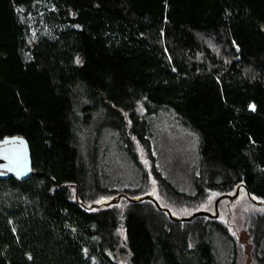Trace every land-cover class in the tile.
<instances>
[{
    "label": "trees",
    "instance_id": "1",
    "mask_svg": "<svg viewBox=\"0 0 264 264\" xmlns=\"http://www.w3.org/2000/svg\"><path fill=\"white\" fill-rule=\"evenodd\" d=\"M160 110L198 137L190 191L157 163ZM15 138L34 173L0 179V264H264V0H0ZM149 194L229 195L227 218Z\"/></svg>",
    "mask_w": 264,
    "mask_h": 264
},
{
    "label": "rangeland",
    "instance_id": "2",
    "mask_svg": "<svg viewBox=\"0 0 264 264\" xmlns=\"http://www.w3.org/2000/svg\"><path fill=\"white\" fill-rule=\"evenodd\" d=\"M156 125L157 128H159V132L157 149L154 148V151L157 153L156 158H158L157 163L159 167L168 174L179 187L187 191L192 190L193 167L197 161L198 137L195 136L192 131L181 125L175 114L168 110H160L157 115ZM125 168H127V166H125ZM239 193L240 190L238 189L236 195L238 196ZM219 196H221V194H215L213 200L210 198L209 202L198 208L188 206L174 208L172 205L170 207L163 199L158 200L153 195L148 197L145 195L143 198H155L160 206L159 208L167 211L170 218L181 219L190 217L198 211H208L215 214V200ZM247 198L248 196L243 194L240 199H236V201L231 204L234 209L232 220L239 221L240 225L241 222H243L242 217L245 212L242 203ZM150 200L153 201L152 199ZM153 202L155 203V201ZM225 202L227 201L222 202L221 200L218 204V211H221V216L224 219L227 218L228 214ZM237 215L239 217H237Z\"/></svg>",
    "mask_w": 264,
    "mask_h": 264
},
{
    "label": "water",
    "instance_id": "3",
    "mask_svg": "<svg viewBox=\"0 0 264 264\" xmlns=\"http://www.w3.org/2000/svg\"><path fill=\"white\" fill-rule=\"evenodd\" d=\"M33 164L30 147L24 139L15 138L2 141L0 143V179H8L15 175L24 181L33 174ZM148 197V196H147ZM146 197V198H147ZM229 195H221L215 200V217H218V204L224 198H229ZM155 201L158 207L159 204L155 198L150 197ZM212 217L213 214L208 211L195 212L190 217L181 218L182 221H190L198 216Z\"/></svg>",
    "mask_w": 264,
    "mask_h": 264
}]
</instances>
